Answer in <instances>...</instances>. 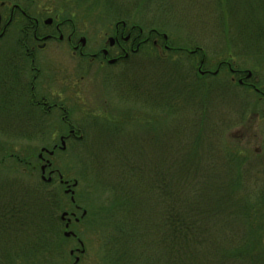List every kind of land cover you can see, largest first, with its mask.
<instances>
[{
	"label": "trees",
	"instance_id": "16d2710c",
	"mask_svg": "<svg viewBox=\"0 0 264 264\" xmlns=\"http://www.w3.org/2000/svg\"><path fill=\"white\" fill-rule=\"evenodd\" d=\"M115 1L91 0L90 6L102 5L112 13V18H116L115 22L126 25L133 43L139 42V49L131 58L148 47L157 48L160 43L165 47L160 64L153 69H148L145 64L139 71L132 72L129 78H115L118 79L121 99L148 110L149 115L142 122L149 133L143 135L140 144L134 141L131 146L113 144L110 147L106 136L103 137L105 140L98 141L97 148L107 153L97 160L96 164L100 166L95 168V172L104 176L100 179L94 176L95 181L81 179L87 188L105 192L106 197L91 209L82 207L85 214L78 216L77 224L87 226L86 229L93 228L99 234L102 240L100 256L104 264H224L222 260L227 257L240 259L243 255L251 259L250 262L261 264L259 260L264 258V247L253 242L257 232H249L248 236L241 233L238 240L233 237V219L239 215L235 194L240 190V200L245 202L251 193H242L245 183L241 176V152L237 146H225L218 142L219 132L223 134L224 128L221 119L213 114L212 103L210 108L208 105V97L218 89L219 71L226 70L231 76L230 69L237 73H242L243 69H234L230 63L221 61L214 72H209L205 67V54L199 48L186 54L185 46L170 42L160 30L159 23L147 26V22L138 20L134 15L116 14L119 6ZM22 3L31 5L27 1ZM128 3L124 5L128 7V13L130 8L138 12L157 9L170 14L175 1L128 0ZM223 5L229 13L228 21H224L222 28L225 35H230L233 29L236 32L241 24L246 26L250 19L254 22L248 10H259L263 18L260 24H264V0H216L217 9L222 10ZM251 31L255 34V29L251 28ZM237 33L246 36L245 41L249 40V33L245 34L242 30H237ZM3 40H0V132H13L15 138L28 140L38 130L45 131L49 116L39 107L40 99L32 90L36 82L23 47L16 40L6 45ZM147 52L150 60L151 55ZM198 52L202 58L196 72L194 57ZM30 72L32 75L29 77ZM27 77L28 80H25ZM206 77L210 80L206 81ZM232 85L229 79L226 87L234 92ZM236 86L245 92L253 89L251 85L236 83ZM186 94L195 98L198 96L200 100L196 99V104L204 105L190 106V115L194 120L190 124L182 120L180 125L176 114L179 102ZM159 111L161 119L159 115L155 117ZM31 116L35 117L31 120L32 126L28 121ZM110 119L109 122L118 120ZM68 122L74 125L69 119ZM75 127L82 137L83 128L80 125ZM27 128L29 131H26ZM80 137L74 139L79 140ZM161 141L162 146H159ZM203 143L204 146L200 147ZM213 151L224 160V167L219 158L213 160ZM7 159H14L18 165L30 167L32 171L36 169L26 159L6 153L0 154V169ZM35 159L40 162L39 157ZM222 175L225 178H221ZM75 181L78 185L77 179ZM1 183L2 188L8 187V193L13 190L10 188L12 183L6 179H2ZM33 185V189L28 191L17 187L13 198L0 201V242L6 244L4 252L0 253V264H44L49 259L65 255V244L69 239H75L64 236L63 222L59 217V213L66 210L62 199L68 196L70 200V195L62 193L61 196L52 188V179L49 182L38 180ZM60 187L63 185L59 182ZM262 203L263 200L257 201L253 209ZM69 204L73 208L71 212L78 211L74 206L81 209L75 199ZM243 218L249 221L252 216L242 215ZM72 232L83 242L82 234L76 229ZM223 237L229 243L228 252L219 249ZM22 242L25 244L19 245L15 253L9 252V244Z\"/></svg>",
	"mask_w": 264,
	"mask_h": 264
},
{
	"label": "rangeland",
	"instance_id": "374dc122",
	"mask_svg": "<svg viewBox=\"0 0 264 264\" xmlns=\"http://www.w3.org/2000/svg\"><path fill=\"white\" fill-rule=\"evenodd\" d=\"M2 1H10L11 3L27 1L32 5L30 8L32 13L47 10L46 12H49L48 15L51 17L59 16L63 19H72L73 26L81 33L82 37L87 39V48L91 50L102 45V37L105 33H109L116 19L112 18V13L102 5L100 7L90 6L91 0ZM116 1L119 6L116 8L118 11L116 14L121 16L134 15L138 20L142 19L147 22V26L159 23L160 30L169 37L170 42L177 46H185L186 54L199 48L205 54L207 62L205 67L209 72H214L221 61L230 63L234 69H243V73L249 71L252 77L247 81L254 83L255 87L264 91V24H260L263 18L260 17L259 10H248L250 16L254 18V22L250 19L246 26L241 24L240 28L237 29L242 30L245 34H250L249 40L245 41L247 40L246 36L237 33V30L235 32V29L230 35H225L222 28L224 21H228L229 13L225 5H223L222 10L217 9L216 0H174L173 13L170 14L154 8V10L148 11L146 9L145 12L131 11L129 8L128 13V7L124 5H129L130 2L128 3V0L123 3L120 0ZM175 9L178 11L174 12ZM251 28L255 29V34L252 33ZM10 33L2 41L5 45L15 40L14 35ZM163 47L165 44L160 43L157 48L148 47L143 52L139 51L135 57L131 58L132 56H130L126 65L109 66L103 64L101 68L96 63L82 65V67L79 64L78 66L65 42L51 41L44 50L38 52V60L35 66L42 72L38 91L45 95L50 103H63L69 112L68 119L74 125H80L83 128L82 137L79 140L69 139L63 150H57L51 156L46 153L42 154L44 160L51 162V169L56 170L62 176L63 181L59 179L58 173L52 175V188L56 189L61 196L66 189L64 186L59 188V182L67 181L68 189L77 179L78 185L73 188L74 199L81 209L75 212L76 218L81 215L82 207L91 209L92 206H97L106 197L105 192L87 188L82 180L85 178L88 181L90 179L95 181L94 176L97 179L104 176L100 172H95V168L100 166L98 163V165L96 164L97 160L104 158V154L107 153L97 148L98 141L105 140L103 137L106 136L110 140V147L116 144L131 146L134 141L140 144L143 135L149 133L146 125L142 122L149 115L148 110L142 105L121 99L116 82L118 79L115 78L120 79L122 76L129 78L132 72L139 71L145 64L148 69H153L157 64H160L159 62L163 57ZM147 51L151 55V62H149V55L146 56ZM194 58H196L194 70L197 72L202 55L198 52ZM31 75L32 72L29 73V77ZM217 79L218 89L211 97H208L210 98L208 105L210 108L212 103L215 110L213 114L221 119V126L224 128L223 134L219 132L218 142L220 141V144L225 146L226 144H229L230 147L237 146L238 151L242 153L239 154L241 172L243 171L241 176H243L245 183L242 193H251L250 198L245 202L240 200V190L235 194L239 203H237L239 215L233 219V237L238 240L241 233L248 236L247 233L249 232H257L253 242L264 247V99L259 98L253 89L250 92H245L237 87L236 78L232 80V76L226 70L219 71ZM229 79L233 83L232 86L235 87L233 88L234 92L226 87ZM25 80H28V77ZM205 80L209 81L210 77H206ZM196 99L200 100L198 96L195 98L186 94L179 102L180 106L176 117L180 119V125L182 120L189 121V124L190 121L194 120L193 116L190 115V106L196 108L204 105L196 104L198 101ZM203 99L205 100V98ZM159 114H161L160 111L155 117H158ZM33 118L35 117L31 116V119L28 120L30 126L33 125L31 122ZM115 118L118 119L117 122L108 121L109 119L115 121ZM161 118L162 116L159 115V119ZM179 128L181 127L179 126ZM26 131H29L28 128ZM32 131L35 132L36 130ZM66 131V127L62 126L58 117L50 116L45 131L38 130V133L36 132L35 136H31L28 140L15 138L13 132H0V150H2L0 154L6 153L26 159L31 162L32 165L29 163L30 166L35 165L36 167L32 171L30 167L18 165L14 159L5 160L0 169L3 175H0V184H2V179H6L12 183L10 188L13 190L8 193V187L3 185L2 188L0 185V201L9 197L13 198V194L17 191L15 188L21 187L23 188L21 190L28 191L33 189V183L42 180L40 167L45 163L37 162L35 158L39 156L42 148L51 151L54 144L59 145L61 142L59 138L61 135H65ZM159 146H162V141ZM203 146L204 143L200 147ZM212 155L213 160L219 158V153L215 154V151ZM218 161L223 167L225 166L223 159ZM43 176L47 179L51 175L46 171ZM221 178L225 177L222 175ZM79 181L81 182L80 186ZM4 191L6 193H3ZM260 200H263L262 205L253 209L255 203ZM69 202V197L64 196L62 199V205L66 209L64 212L73 211ZM242 215L252 216V218L247 221L242 219ZM59 217L63 222V234L66 231H75L76 229L83 236V247L80 246L77 239H69L65 244V255H62L61 258L49 259L44 264H73L75 258L79 259L77 264H104L103 258L100 256L102 240L95 229L94 231L93 228L86 229L87 226L77 224L74 220L73 223L75 222L76 226L71 224L69 228H65L64 221L67 217L65 216V220H62L60 213ZM22 243L9 244L11 247L9 252L15 253L19 245L25 244V242ZM4 245L6 244L1 241L0 253L4 252ZM80 249L84 251L81 255L78 252ZM219 249L228 252L229 243L225 237L222 238ZM1 257L0 259H2ZM222 261L224 264H254L250 262L251 259L245 258L244 255L240 259L227 257ZM259 262L264 264V258L260 259Z\"/></svg>",
	"mask_w": 264,
	"mask_h": 264
},
{
	"label": "flooded vegetation",
	"instance_id": "af4514ba",
	"mask_svg": "<svg viewBox=\"0 0 264 264\" xmlns=\"http://www.w3.org/2000/svg\"><path fill=\"white\" fill-rule=\"evenodd\" d=\"M31 7L32 5L26 6V4L22 2L11 3L10 1L5 2L0 0V40L11 32L16 42L23 47V54L29 60L30 70L34 74L33 79L36 83L32 90H34L35 97L40 99L39 107H41L49 117H58L62 122V126L66 127V134L60 136L65 145L69 139L79 138L81 134L77 132L80 130L76 128L75 125L68 122L69 112L63 103H50L47 97L38 91V89H40L39 84L42 77V72L35 66L38 60V52L44 50L51 41L58 43L65 42L78 66L80 64L82 67V65H90L92 63L98 64L100 68L103 64L109 66H122L128 62L132 54L137 52L139 49V42L133 43L134 40L132 35L124 23L115 22L109 33H105L102 37V45H100L99 48L91 50L87 48V39L82 37L81 33L75 29L70 19H63L59 16L51 17L48 15L49 12H46L47 10L32 13L30 10ZM48 19H50L49 22L47 21ZM66 31H68V33H66ZM81 39L84 41H81ZM111 60H114V62L110 63L109 61ZM230 72L232 73V80L236 78L237 83L241 86L251 85L254 91H256L261 98H264V91L255 87L254 83H249L247 81L252 77L251 73L248 76L247 73H237L236 70L233 69H230ZM61 145V142L59 145L54 144L52 147L53 152L63 150L64 148L62 149ZM39 159L43 163L47 161L44 160L42 156H40ZM46 171L51 175V179L53 174L58 173L56 170L51 169V163L49 166L47 164L44 174ZM64 182L61 183L60 181L65 187L66 190L64 191L66 193L69 189H67V183ZM66 194L70 195V192ZM74 208L75 210H80L76 206H74ZM72 214H75V212H70L68 215V217L70 216L69 227L73 224V220L75 219V216H71ZM68 217L64 221L65 224L67 223Z\"/></svg>",
	"mask_w": 264,
	"mask_h": 264
},
{
	"label": "water",
	"instance_id": "95a60500",
	"mask_svg": "<svg viewBox=\"0 0 264 264\" xmlns=\"http://www.w3.org/2000/svg\"><path fill=\"white\" fill-rule=\"evenodd\" d=\"M47 21L49 22L50 19H48ZM81 41H84V40L81 39ZM109 62H110V63H113L114 60H111V61H109ZM247 75L249 76V75H250V72H248ZM61 144H62L61 146H62V149H63V148H64V141H63L62 138H61ZM42 152H46V153L49 154V155H52V154H53V151H48L47 149H44V148L41 149V153H42ZM39 156H41V154H40ZM47 164L49 165V162H47ZM45 168H46V165L41 166L42 180H44V181H50L51 178H47V179H45L44 176H43ZM61 178H62V177H61V175H60V179H61ZM61 180H62V179H61ZM72 185H73V186H76V185H77V182L75 181ZM68 192H70V193L73 195V191H71L70 188H69V190L66 191V193H68ZM71 201L73 202V197H71ZM84 214H85V211L83 212V215H84ZM65 216H67V212H63V213L61 214V219L64 220ZM72 216H74V214H72ZM75 221H78V219H75ZM69 222H70V219L67 220V224L65 225V227H68V223H69ZM72 234H73V233H72L71 231H66V232H64V236H65V237H68V236H70V235H72ZM80 244H81V246L83 245L81 242H80ZM80 252L83 253V250H81ZM77 261H78V258L75 259V263H76Z\"/></svg>",
	"mask_w": 264,
	"mask_h": 264
}]
</instances>
